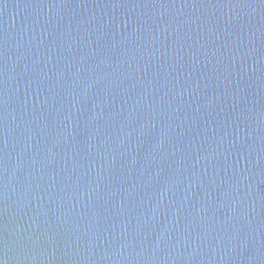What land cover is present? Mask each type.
Wrapping results in <instances>:
<instances>
[{"label": "water", "instance_id": "water-1", "mask_svg": "<svg viewBox=\"0 0 264 264\" xmlns=\"http://www.w3.org/2000/svg\"><path fill=\"white\" fill-rule=\"evenodd\" d=\"M4 264H264V0H0Z\"/></svg>", "mask_w": 264, "mask_h": 264}, {"label": "snow or ice", "instance_id": "snow-or-ice-1", "mask_svg": "<svg viewBox=\"0 0 264 264\" xmlns=\"http://www.w3.org/2000/svg\"><path fill=\"white\" fill-rule=\"evenodd\" d=\"M0 264H4V261L3 260H0Z\"/></svg>", "mask_w": 264, "mask_h": 264}]
</instances>
